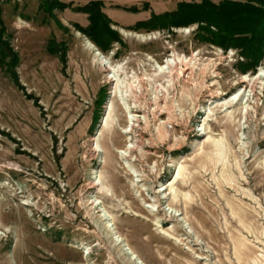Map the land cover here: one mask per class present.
<instances>
[{
    "label": "rangeland",
    "instance_id": "obj_1",
    "mask_svg": "<svg viewBox=\"0 0 264 264\" xmlns=\"http://www.w3.org/2000/svg\"><path fill=\"white\" fill-rule=\"evenodd\" d=\"M201 1L0 0V264H264V43Z\"/></svg>",
    "mask_w": 264,
    "mask_h": 264
},
{
    "label": "trees",
    "instance_id": "obj_2",
    "mask_svg": "<svg viewBox=\"0 0 264 264\" xmlns=\"http://www.w3.org/2000/svg\"><path fill=\"white\" fill-rule=\"evenodd\" d=\"M90 5L93 8H98L96 1ZM179 6L178 12L174 14H177L176 17L180 20L173 18L171 23L182 24L185 16L189 19H200L203 15H207L206 17H213V22L216 24L223 22L227 25L228 29L223 31L222 37H226L229 33L234 34L232 41L236 42L237 45H250L256 42L264 43V0H220L219 2L202 0L199 3L182 2ZM131 10H136V7L131 8ZM208 14L212 17L208 16ZM102 17L99 15L97 17L93 16L94 20L101 22V24L103 22ZM158 17L160 15L154 14L149 21H156ZM104 23L102 24L104 29L114 36L115 32ZM87 33L96 37V33H93L92 30L87 31Z\"/></svg>",
    "mask_w": 264,
    "mask_h": 264
},
{
    "label": "bare ground",
    "instance_id": "obj_3",
    "mask_svg": "<svg viewBox=\"0 0 264 264\" xmlns=\"http://www.w3.org/2000/svg\"><path fill=\"white\" fill-rule=\"evenodd\" d=\"M122 33L124 35H126V36H134V37H137V38H143L140 34H134V33L126 32L124 30H122ZM88 43H89V46L91 48L92 47L95 48V45L92 42L88 41ZM97 54L100 55V56L102 55V53L100 52L99 49H97ZM179 62H180V60H178V58L171 57L163 65H160L158 69L161 72H168L169 70H173L178 65ZM101 64L109 71V73L107 75V79H109V80H111L113 82L117 81L118 80V74L117 73H118L119 69L118 68H112L110 63H109V61H108V59H106L104 57L101 58ZM260 77H261V75L256 76L252 80L256 81ZM243 94L241 92H237L232 97V99L230 101H237L238 102L239 100L242 99V97H244ZM111 96H112L111 100L109 101L108 105L106 106V111H105V114H104L102 122H101V127H100V130L98 132L99 133L98 136L107 133L108 131H110V129L112 127L113 116H114V113H115V110H116V100H114L115 97L118 99V101L121 103V105H123V107L126 104L125 100L127 99V96H126V98L123 97L122 92L120 90V84H118L113 89V91L111 93ZM245 97H246V95H245ZM247 100H249V99H247ZM124 109L130 110V108H126V106L124 107ZM129 112H132V111H129ZM250 113H251V107L248 104L246 106V110H245V113H244V115L246 116V119L250 115ZM128 118H129V120H128L129 121V126L126 129L125 133L126 134H131L134 129L139 127L140 122L142 121V117H140V115L134 113V114H131L130 117H128ZM98 148H99V146L97 147V149ZM134 149H135L134 145L128 146V148L123 153V158L128 159V157H130V155L134 151ZM178 175L173 180V182H175L178 179ZM97 184L100 185L101 181H99ZM171 184H173V183H171ZM174 205L177 206L178 203L174 201ZM174 217L175 216L171 215V219H174ZM129 254L135 260L138 259V256L136 255V253L132 249L130 250ZM140 263H142V262L140 261ZM162 263H165V262L162 261Z\"/></svg>",
    "mask_w": 264,
    "mask_h": 264
}]
</instances>
